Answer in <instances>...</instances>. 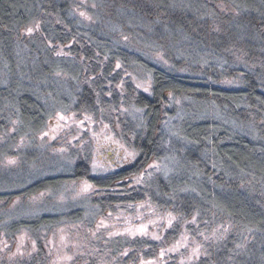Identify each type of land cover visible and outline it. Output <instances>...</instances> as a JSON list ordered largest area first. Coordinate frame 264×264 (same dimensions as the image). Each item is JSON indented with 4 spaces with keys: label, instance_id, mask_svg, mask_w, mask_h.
I'll use <instances>...</instances> for the list:
<instances>
[{
    "label": "trees",
    "instance_id": "trees-1",
    "mask_svg": "<svg viewBox=\"0 0 264 264\" xmlns=\"http://www.w3.org/2000/svg\"><path fill=\"white\" fill-rule=\"evenodd\" d=\"M159 1L112 0L118 7L141 13L150 22L160 17V11L155 8ZM166 1L170 6L176 0ZM186 1L190 5L205 4L211 12V17L205 13L212 41L204 46L226 55L224 48L234 43L238 57L258 67L255 73L248 74L252 76L248 77L244 88L228 89L209 83L207 78L154 67L136 57L153 75L151 93L147 94L137 90L128 80L126 82L123 70L116 67L117 57L126 58L128 53L106 51L97 43L100 37L94 30L84 29L77 24L76 17L70 16L77 0H0V63L11 59L9 54L15 52L14 44L20 39V30L34 25L39 29L38 34L28 46L35 48L38 44L47 48L51 58L55 51L63 53L66 50L76 56L82 89L76 96L77 102L70 108L72 111L95 117L101 115L110 122L113 111L119 110L123 101L127 107L144 108L146 114L142 132L132 135L138 156L131 166L105 177H95L90 171L92 156L88 147L74 157L76 162L69 174L42 179L22 192L29 195L48 187L56 190L70 181L84 180L93 185L86 196L88 202L72 206L67 212L36 215L19 225L28 226L37 233L41 229L57 230L64 223L81 222L95 232L104 222H109V216L143 203L146 218L158 220V238L161 237V244L148 242L152 248L144 253L146 264H153L160 249L164 264H168L171 259H177L173 249L183 250L180 245L190 241L200 243L199 255L180 264H264V91L255 79L264 68V0H212L209 4L203 0ZM167 18L168 15L164 17ZM175 18L165 24L173 29L182 27ZM221 21L225 24L236 21L242 26L246 39L215 43V36L226 32ZM231 30L236 32V28ZM232 53L227 52L228 55ZM128 55L134 57V54ZM3 65L0 64V68ZM176 65L187 68L182 61H177ZM12 66L10 64L8 71ZM191 69L199 75L201 71L206 75L214 73L210 67ZM118 84L125 85L124 96L117 89ZM52 93L56 94L54 90ZM0 97V108L7 107L0 114L1 158L8 150L6 146L14 145L27 129H43L48 113L39 96L32 93V87L17 79L0 90ZM177 98L187 102L184 107L190 112H194L190 106L192 99L206 100L212 109L209 112H216V115L198 122L186 119L176 123L173 131H168L167 122L177 110L176 105L170 108L169 102ZM217 114L237 125L226 126ZM120 123L125 126L124 133L128 137L126 121ZM240 125L246 129L247 136L234 130ZM12 127L16 132L13 136L8 133ZM252 128L255 132L250 131ZM153 163L159 165L157 171L152 169ZM147 167L150 172L143 176L141 172ZM12 196L0 194V200ZM43 237L41 232L37 250L30 258H0V264H46L48 256ZM85 239L90 241L92 234ZM146 244V239L127 238L125 243H116L115 252L127 247L135 248L139 254ZM133 254L135 261L141 258Z\"/></svg>",
    "mask_w": 264,
    "mask_h": 264
},
{
    "label": "rangeland",
    "instance_id": "rangeland-1",
    "mask_svg": "<svg viewBox=\"0 0 264 264\" xmlns=\"http://www.w3.org/2000/svg\"><path fill=\"white\" fill-rule=\"evenodd\" d=\"M185 1L176 0V4L170 6L166 4V0L159 1L154 7L160 11V17L152 20L153 22L135 10L118 7L112 0H77L70 16L76 17L77 24L84 29L94 30L100 37L97 43L106 51L117 54L124 50L128 54H134V57L127 54L126 58L119 55L116 67L123 70V78L136 86L137 90L150 94L153 86V75L144 64H140L141 59L154 67L199 79L207 78L209 83L228 89L244 88L246 80L252 76L248 74L255 73L258 67L239 58L234 50V43L224 48L226 55L204 46V43L212 41V35L208 32L209 23L206 22V17L211 12L205 4L190 5ZM203 1L208 3L212 0ZM167 15L168 18L164 19ZM174 17L182 27L173 29L165 24L166 21L173 22ZM222 24L225 22L221 21L220 25ZM225 26L226 32L216 35L215 43L246 39L242 26L236 21H226ZM232 27L236 28V32L231 30ZM37 30L39 29L34 25L20 30V39H16L17 43L14 44L15 52L11 51L9 54L11 59L0 63H4L0 68V90L16 79L27 83L32 87V93L39 96L48 113L43 129H27V133L18 137L14 145L6 146L8 150L0 158V194L13 195L12 198L0 200V258H30L37 250V239L42 232L48 256L46 264H146L144 253L152 248L148 242L160 243L161 237L158 238V220L146 218L144 206H141L143 203L137 207H127L134 208L132 210L112 214L107 219L109 222H104L95 232L84 227L81 222H68L59 225L57 230L41 229L37 233L28 226L18 224L40 214L67 212L72 206L88 202L86 196L93 190V185L84 180L79 183L70 181L56 190L48 187L29 195L22 192L42 179L69 174L76 162L74 157L84 153L88 147L92 156L90 171L95 177H105L131 166L138 156L132 135L142 132L146 118L144 108L127 107L123 101L120 102L119 110L113 111L110 122L101 115L95 117L86 112L72 111L70 108L77 102L76 96L82 89L76 56L66 50L63 53L55 51L51 58L47 48L39 47L38 44L39 48L28 46V42L38 34ZM228 50L233 51L232 55L227 54ZM39 51L41 54H38ZM177 61L185 63L187 68H178ZM10 64H13L12 70L8 71ZM260 65H263L262 61ZM191 67H210L216 77L202 73L204 71L199 75ZM259 74L255 79L264 91V68ZM124 86L117 85L123 96ZM52 90L56 92L55 96ZM186 103L180 98L169 102L170 108L176 105L177 110L170 115L166 130L173 131L176 123L186 119L188 122H198L209 115H216V112H209L212 109L206 100L192 99L190 106L194 112L185 109ZM6 108H0V114ZM219 118L226 126L237 125L227 117ZM120 121H126L129 138ZM234 130L241 135H248L242 125ZM250 131L255 132L253 128ZM8 133L15 135V128L12 127ZM158 168V164H152L154 171ZM143 172L144 176L150 170L147 167ZM89 234H92L90 241L85 239ZM127 238L146 239L147 244L139 254L135 248L127 247L115 252L116 243H125ZM180 246L183 250L176 251L172 248L173 256L177 259H171L168 264L176 261L180 264L198 257L201 248L199 242H183ZM133 252L141 258L135 261ZM181 252L182 256H179ZM153 264H164L161 249L155 255Z\"/></svg>",
    "mask_w": 264,
    "mask_h": 264
}]
</instances>
